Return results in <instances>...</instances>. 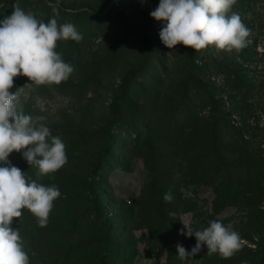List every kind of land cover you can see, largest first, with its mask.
I'll return each instance as SVG.
<instances>
[{
    "label": "rangeland",
    "instance_id": "374dc122",
    "mask_svg": "<svg viewBox=\"0 0 264 264\" xmlns=\"http://www.w3.org/2000/svg\"><path fill=\"white\" fill-rule=\"evenodd\" d=\"M159 2L17 0L15 3L16 7L33 13L45 23L52 18H56L58 24L72 23L83 36L79 42L57 41L55 50L74 68L67 80L36 85L29 77L18 75L10 89L19 94V107L23 112L34 119L43 117L39 123L48 126L66 145L67 163L43 176L37 174V166L28 164L22 152L13 151L9 156L11 163L25 172L26 178L45 186H56L61 192L53 202L46 226L41 227L38 218L26 207L21 210V217L14 218L12 226L19 230L30 264H75L63 258L76 239H89L91 218L86 216L93 214L90 208L84 209L86 204L83 203L89 202L87 188L90 185L101 204L102 217L97 219V224L109 222L113 232L120 236L119 247L105 248L107 260L112 264H124L128 250L134 252V257L127 264H264V178L257 188L253 187L256 178L246 169L248 161L237 162L248 187H244L231 204H224L212 185L187 180L182 184L186 203L175 212L161 206V199L143 201L153 174L145 151L137 150L131 143L135 131L116 133V128L110 131L113 101L121 94L122 81L135 68L152 62L146 71L151 73L162 59L166 64L164 68L175 74L178 67L190 63V55L201 64L206 60L204 55L210 52H214L211 58L230 66L243 61L235 49L228 52L208 46L196 51L182 43L168 48L159 35L163 22L150 15ZM233 12L239 14L250 29L247 47L254 54L246 64L257 81L251 94L245 96L225 80L220 96L238 122L242 107L239 106L249 99L247 104L254 112L250 120L256 117L264 126V0H235L229 15ZM144 74L140 77L147 79ZM212 74V79L220 86L223 74L216 71ZM139 83L140 80H134L132 92L139 90ZM110 138L111 145L105 150ZM261 142L264 149V140ZM257 164L251 166L256 168ZM94 165L98 168L93 178ZM76 192L81 193L80 200ZM164 218L171 220L164 224ZM181 220L189 222L194 230H203L210 221L220 220L240 234L243 246L227 259L219 253L208 254L206 245L195 256L181 259L177 244L188 251L196 244L195 236L181 234L184 228ZM168 228L172 230L166 237ZM103 248L102 243L100 252H104Z\"/></svg>",
    "mask_w": 264,
    "mask_h": 264
},
{
    "label": "trees",
    "instance_id": "16d2710c",
    "mask_svg": "<svg viewBox=\"0 0 264 264\" xmlns=\"http://www.w3.org/2000/svg\"><path fill=\"white\" fill-rule=\"evenodd\" d=\"M16 1L0 0V17L12 14ZM213 54H205L206 60L201 64L195 56L190 55V63L178 67L175 74L164 68L166 64L162 59L159 60L160 66L151 73L146 71L152 62L137 67L122 81L121 94L112 104L110 131L115 128L118 129L116 133L135 131L131 143L137 150H144L146 159L151 161L153 179L144 192L143 201L161 199L160 205L166 207V210L178 212L186 203L182 184L187 180L212 185L221 195V201L231 204L244 191V187H248L237 162H249L246 169L255 174L254 188L264 178V149L261 142L264 140V126L256 117L250 120L254 112H251L252 107L247 104L249 99H246L245 105L239 106L242 107L238 122L232 118V112L220 96V87L225 80L245 96L251 94L257 79L255 76L252 78L251 68L246 63L254 52L247 46L237 51L243 61L234 62L231 66L218 62L215 57L211 58ZM215 71L223 74L220 86L212 79L211 75ZM144 72L147 79L140 77ZM134 80H140V88L135 93L131 90ZM247 136L252 139L249 140ZM111 141L110 138L105 150ZM251 145L255 147L251 148ZM254 163H258L256 168L251 166ZM97 168V165L92 167L93 178ZM87 191L88 197H85L89 202L83 203L86 204L84 209L90 208L93 214L88 213L86 216L91 218V228L87 235L89 239L84 237L72 242L63 261L73 260L75 264H112L107 260L105 248L119 247L120 236L113 232L109 222L98 225L97 219L102 217L98 194L91 185ZM169 192L172 200L166 201L164 196ZM76 195L80 200L81 193L76 192ZM168 220L171 219L164 218L162 222L167 224ZM171 230L168 228L166 237L171 234ZM102 243L104 252H100ZM61 251H64L63 247ZM127 252L129 256H126L124 264L134 257V252Z\"/></svg>",
    "mask_w": 264,
    "mask_h": 264
},
{
    "label": "clouds",
    "instance_id": "9594fccd",
    "mask_svg": "<svg viewBox=\"0 0 264 264\" xmlns=\"http://www.w3.org/2000/svg\"><path fill=\"white\" fill-rule=\"evenodd\" d=\"M234 3L235 0H160L150 15L163 22L159 35L170 49L182 43L196 51L208 46L239 51L250 43V29L239 14L229 15ZM68 39H83L74 24H58L56 18L45 23L19 7L0 19V264H30L19 230L12 226L14 218L21 217L26 207L44 227L53 202L61 196L58 187L26 178L25 172L11 163L10 154L22 152L30 166L38 167L40 176L67 163L62 139L39 123L43 117L34 119L25 114L19 107V94L10 89L18 75L29 77L36 85L67 80L74 68L55 49L57 41ZM164 199L171 201V193H166ZM181 221V234L196 237L191 251L177 244L181 259L195 256L205 245L208 254L219 253L227 259L243 246L240 234L220 220L210 221L203 230H194L189 222Z\"/></svg>",
    "mask_w": 264,
    "mask_h": 264
}]
</instances>
